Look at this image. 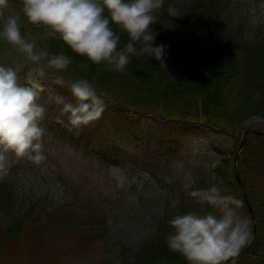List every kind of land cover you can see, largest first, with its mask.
I'll use <instances>...</instances> for the list:
<instances>
[{
  "label": "trees",
  "instance_id": "1",
  "mask_svg": "<svg viewBox=\"0 0 264 264\" xmlns=\"http://www.w3.org/2000/svg\"><path fill=\"white\" fill-rule=\"evenodd\" d=\"M213 1L195 0L181 10L178 31L165 48L166 67L146 55H131L130 63L121 73L107 70L106 63L96 65L72 52L62 40L49 36L43 26L26 21L22 0H8V8L14 13L4 12V16H18L22 35L34 38L38 50L46 48L50 53L63 52L71 57L72 63L59 75L66 80L86 78L96 85L98 92L107 93L101 118L88 126L70 131L66 117H60L63 123L57 121L59 110L46 111L43 125L62 133L63 137L69 136L75 148L84 147L91 157L107 165H118L121 144L115 140L122 132L133 134L134 139L142 136L153 140L158 155L170 158L200 126L234 132L251 115L264 118V27L252 32L255 25L246 9L238 6L242 4L239 0L219 8L212 5ZM154 15L156 23L151 27L157 31L166 21L165 0ZM2 25L0 19V28ZM110 26L120 37L118 50L122 49L129 42L128 35L117 25ZM134 46L139 51L140 42H134ZM10 49L0 40V62H12L2 59ZM81 64L88 67L82 69ZM55 75L57 73H50L46 83L48 90L42 94L58 93L74 103L66 87L50 83ZM227 160L223 158L218 165L216 175L221 183L216 176L208 187L205 183L209 178L202 175L200 186L191 191L224 186V190L219 188L221 194L231 195L245 204L238 182L225 168ZM247 160L243 147L235 159L240 174L245 171ZM6 169L5 173H0V261L9 254L21 264H55L62 252L68 256L78 250L75 247L64 249V239L77 242L91 253L95 252L94 243L103 240L104 246L113 239L111 220H115L117 209L114 201L103 198L98 202L88 194L76 192L69 193L60 203L41 206L39 198L35 200L31 193L20 190L21 180L15 166L6 162ZM243 184L252 206L256 233L250 248L238 257L252 254L264 260V186L258 189L253 178ZM190 197V194L184 195L179 209L169 207V212L152 221L151 232L142 239L130 244L119 241L118 247L128 255H120L117 261L114 256L107 260L101 257L102 264H187L182 255L171 251L167 245V236L173 231L169 221L176 215L193 211L219 214L208 204L197 203L198 209L195 203L192 207ZM45 237L47 242L43 240ZM57 237L59 239L55 240ZM41 240L45 248L50 249L57 242L63 249L56 253L46 249L42 253L39 251L44 248ZM259 246L262 249L256 252Z\"/></svg>",
  "mask_w": 264,
  "mask_h": 264
},
{
  "label": "clouds",
  "instance_id": "2",
  "mask_svg": "<svg viewBox=\"0 0 264 264\" xmlns=\"http://www.w3.org/2000/svg\"><path fill=\"white\" fill-rule=\"evenodd\" d=\"M163 3L164 0H22V12L28 23L43 26L49 36L62 40L72 52L96 65L106 63L109 71L122 73L131 55H146L166 67V45L153 46L156 33L151 27L156 23L154 13ZM7 7L8 0H0V40L10 46L18 59L0 62V173L7 171L8 154L35 164L45 159L42 149L46 129L41 121L46 108L38 100L48 90L46 83L51 72L57 75L50 83L66 87L75 100L69 102L58 93L52 96L60 106L57 121L63 123L60 117H66L70 131L100 119L107 96L86 78L66 80L59 75L72 63L71 57L63 52L50 53L46 48L38 50L34 38L22 35L19 17L4 16ZM168 14L182 15L173 7H169ZM111 24L129 37L122 49L118 50L120 37ZM134 42L141 43L139 51ZM79 67L86 69L88 65ZM189 194L219 214L193 211L174 216L169 221L173 229L167 236L169 249L182 255L187 264H227L230 260L234 264V258L251 240L250 222L238 213L242 203L221 194L215 186Z\"/></svg>",
  "mask_w": 264,
  "mask_h": 264
},
{
  "label": "rangeland",
  "instance_id": "3",
  "mask_svg": "<svg viewBox=\"0 0 264 264\" xmlns=\"http://www.w3.org/2000/svg\"><path fill=\"white\" fill-rule=\"evenodd\" d=\"M165 1L167 3L166 21L161 29L153 30L156 33L153 46L159 44L167 46L178 31L181 16L171 17L168 14L169 7L178 9L182 14L181 10L195 0ZM232 1L234 0H214L212 5L219 8L225 3L231 4ZM239 1L242 4L238 6L246 9L255 25L252 32L263 28L264 0ZM3 11L6 14L14 13V10L8 7ZM140 46H142L141 43ZM12 52L13 50L3 54L2 59L7 58L10 61L18 59ZM20 82H24L23 72L20 74ZM52 96L48 92L41 94L38 100V103L45 106L46 111L59 110L60 106L54 103ZM43 121L44 119L41 121V126L46 129L42 149L45 159L40 164H35L27 158L17 159L12 154H8L6 162L19 171L20 190L25 194L31 193L35 200L39 198L41 206L50 207L53 203L66 200L69 193L78 192L88 194L98 199V202L103 198L114 201L117 207L114 212L115 220H111L112 240L104 246L103 240L94 243L95 252L91 253L88 248H81L77 242L64 239L62 240L65 242L64 249L75 247L78 250L68 256L66 252H62L55 264H102L101 257L107 260L109 256H114V260L117 261L120 255H128L123 253V248L118 247L119 241L130 244L150 233L152 221L164 216L166 211L169 212L170 208L172 210V207L179 209L180 200L184 198V195H189L191 189L200 186L199 181L202 175L209 178L205 184L208 187L211 186V182L217 179L218 165L223 158L228 159L225 168L234 177L235 163L232 157L235 156L243 130L264 131V118L259 115L248 117L234 132L200 126L184 140L179 152L170 158L158 155L157 146L153 140L142 136L134 139L133 134L127 135L122 132L115 140V143L121 144L118 156L120 163L107 165L97 157H91L84 147L75 148L68 140L69 136L63 137L62 133L50 129L47 125L44 126ZM243 147L248 160L245 171L242 174L239 172L240 180L243 184L244 181L248 182V179L253 178L256 187L261 189L264 186V136L248 132ZM217 182L221 183L219 177ZM219 188L225 189L224 186ZM190 198L191 206L193 207L196 203L199 209L195 198L192 196ZM240 202L242 206L238 209V213L250 222L249 211L243 201ZM251 225L249 224L252 239ZM58 239L57 237L55 240ZM43 240L47 242L46 237ZM44 241L41 240L43 245L41 247L44 248L39 250L42 253L46 252V249L52 253L63 249L62 244L57 242L50 249L45 248L47 246ZM260 247H256L255 251L262 249ZM36 260L43 261L40 257H36ZM0 264H21V262L13 260L8 254L0 261ZM227 264H233V261L230 260ZM234 264H264V260L247 254L234 258Z\"/></svg>",
  "mask_w": 264,
  "mask_h": 264
},
{
  "label": "water",
  "instance_id": "4",
  "mask_svg": "<svg viewBox=\"0 0 264 264\" xmlns=\"http://www.w3.org/2000/svg\"><path fill=\"white\" fill-rule=\"evenodd\" d=\"M248 132H253V133L260 134V135H263L264 136V131H262V130H250V129L243 130V133H242V136H241V141H240V143H239V145L237 147V151L235 153L234 159H236V156H237L238 152L243 147L244 140H245V137H246V135H247ZM233 173H234V177H235L236 181L238 182V184L240 186L243 200H244V202L246 204V207H247V209L249 211V216H250L251 223H252V233H253L252 234V239L250 240V242L248 243V245L245 246L241 250V252L239 253V254H241V253L245 252L246 250H248L250 248L251 244L253 243L254 237H255V233H256V225H255V221H254V214H253L252 206H251V203H250V201L248 199V196H247V193H246V191L244 189V186H243V184H242V182L240 180V175H239V171H238V168L236 166V163L234 164Z\"/></svg>",
  "mask_w": 264,
  "mask_h": 264
},
{
  "label": "bare ground",
  "instance_id": "5",
  "mask_svg": "<svg viewBox=\"0 0 264 264\" xmlns=\"http://www.w3.org/2000/svg\"><path fill=\"white\" fill-rule=\"evenodd\" d=\"M234 163H236L235 159H234Z\"/></svg>",
  "mask_w": 264,
  "mask_h": 264
}]
</instances>
